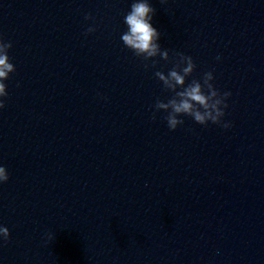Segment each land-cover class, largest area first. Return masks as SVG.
Masks as SVG:
<instances>
[{
    "label": "water",
    "instance_id": "95a60500",
    "mask_svg": "<svg viewBox=\"0 0 264 264\" xmlns=\"http://www.w3.org/2000/svg\"><path fill=\"white\" fill-rule=\"evenodd\" d=\"M130 3L0 0V264H264V0H151L170 60L147 70ZM176 52L231 92L229 128L153 119Z\"/></svg>",
    "mask_w": 264,
    "mask_h": 264
},
{
    "label": "clouds",
    "instance_id": "9594fccd",
    "mask_svg": "<svg viewBox=\"0 0 264 264\" xmlns=\"http://www.w3.org/2000/svg\"><path fill=\"white\" fill-rule=\"evenodd\" d=\"M160 3L165 4L167 0H160ZM155 14L156 10L151 0H131L130 10L123 18L125 30L120 39L125 48L141 59L146 70L157 67L158 61L155 59L157 57L166 62L170 60L169 50L161 48V33L153 22ZM92 19L90 14L85 16V20ZM95 30V27H88L85 35ZM11 48V42L6 43L0 36V110L5 108V99L8 97L5 81L10 78V74L16 71L9 56ZM221 59L219 55L216 57L217 62ZM171 63L172 67L167 71L154 72L155 78L162 83L164 91L171 95L166 99L159 97L156 99L152 106L153 119L157 113H165L163 119L171 131L184 125L185 121L182 117L191 118L196 124L205 127L213 124L224 129L229 128L231 122L225 120L224 117L231 92L217 90L213 83L215 77L212 71H207L200 79L193 78L189 82L188 78L196 69V64L189 55L176 52ZM8 180L7 168L0 166V185L7 183ZM9 236V229L0 224V241L6 242Z\"/></svg>",
    "mask_w": 264,
    "mask_h": 264
}]
</instances>
